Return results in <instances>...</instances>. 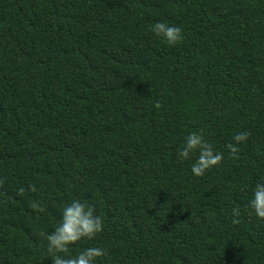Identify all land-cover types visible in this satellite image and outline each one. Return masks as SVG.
<instances>
[{
	"label": "trees",
	"instance_id": "16d2710c",
	"mask_svg": "<svg viewBox=\"0 0 264 264\" xmlns=\"http://www.w3.org/2000/svg\"><path fill=\"white\" fill-rule=\"evenodd\" d=\"M196 130L223 153L201 176L177 158ZM258 181L264 0H0V264H51L41 233L73 198L103 227L69 254L97 264H264Z\"/></svg>",
	"mask_w": 264,
	"mask_h": 264
},
{
	"label": "clouds",
	"instance_id": "9594fccd",
	"mask_svg": "<svg viewBox=\"0 0 264 264\" xmlns=\"http://www.w3.org/2000/svg\"><path fill=\"white\" fill-rule=\"evenodd\" d=\"M150 31L168 45H175L184 38L181 26L162 20L154 21ZM249 136L247 130L233 133L234 143L226 145L230 155H238V145L245 142ZM195 156L190 165L194 176H201L206 170L218 165L223 159V153L214 149L201 130L190 131L177 150V158L188 160ZM34 211H43L39 204H32ZM245 209L257 219H264V181H258L251 190ZM232 220L235 223L240 215V208L231 209ZM103 220L87 199L73 198L60 209L58 222L50 232L41 233L47 242V250L51 264H97V258L105 256L107 250L101 246H88L78 250L75 255L69 254L70 248L82 238H92L102 231ZM63 253V255H61Z\"/></svg>",
	"mask_w": 264,
	"mask_h": 264
}]
</instances>
